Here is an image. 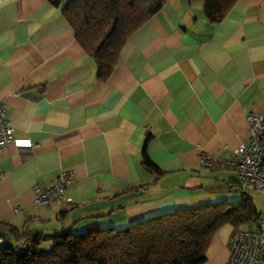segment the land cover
<instances>
[{
  "label": "crops",
  "instance_id": "1",
  "mask_svg": "<svg viewBox=\"0 0 264 264\" xmlns=\"http://www.w3.org/2000/svg\"><path fill=\"white\" fill-rule=\"evenodd\" d=\"M65 1L0 0V104L14 129L0 150V221L119 229L240 195L228 191L234 171L201 157L229 160L248 136L246 114H264V0H237L215 24L203 0H168L104 82L61 14ZM144 147L161 174L142 167ZM62 170L71 201L35 206L33 187ZM232 235L223 225L200 264H226Z\"/></svg>",
  "mask_w": 264,
  "mask_h": 264
},
{
  "label": "trees",
  "instance_id": "2",
  "mask_svg": "<svg viewBox=\"0 0 264 264\" xmlns=\"http://www.w3.org/2000/svg\"><path fill=\"white\" fill-rule=\"evenodd\" d=\"M61 0H48L58 6ZM168 0H66L61 14L74 39L95 64L96 77L106 81L121 48L132 33ZM237 0H203V14L220 22ZM141 165L154 174L161 170L146 154ZM260 216L247 191L237 200L163 212L123 228L102 227L37 232L0 221V264H200L214 234L226 224L233 233L255 229Z\"/></svg>",
  "mask_w": 264,
  "mask_h": 264
},
{
  "label": "built area",
  "instance_id": "3",
  "mask_svg": "<svg viewBox=\"0 0 264 264\" xmlns=\"http://www.w3.org/2000/svg\"><path fill=\"white\" fill-rule=\"evenodd\" d=\"M248 136L237 146L234 155L226 161L210 155L201 157L206 168L221 166L235 172L238 187H228V191L237 190L240 194L250 189L264 195V114L249 112L245 116ZM13 126L6 110L0 104V150L14 141ZM32 147H36L32 144ZM73 177L69 171L62 170L54 182L45 187H33V204L51 206L54 202H70L65 197L67 187ZM19 211L15 208L14 212ZM226 264H264V218H259L255 229H240L233 233L229 257Z\"/></svg>",
  "mask_w": 264,
  "mask_h": 264
},
{
  "label": "rangeland",
  "instance_id": "4",
  "mask_svg": "<svg viewBox=\"0 0 264 264\" xmlns=\"http://www.w3.org/2000/svg\"><path fill=\"white\" fill-rule=\"evenodd\" d=\"M247 194L249 195V198L251 199L253 206L258 211L260 218H264V195L260 194L255 189L247 190ZM239 198L240 195H236L234 200H237Z\"/></svg>",
  "mask_w": 264,
  "mask_h": 264
}]
</instances>
